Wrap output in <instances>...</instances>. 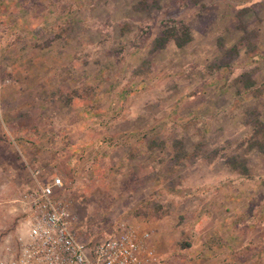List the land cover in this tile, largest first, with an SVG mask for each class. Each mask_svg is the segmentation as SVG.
<instances>
[{
  "label": "rangeland",
  "instance_id": "1",
  "mask_svg": "<svg viewBox=\"0 0 264 264\" xmlns=\"http://www.w3.org/2000/svg\"><path fill=\"white\" fill-rule=\"evenodd\" d=\"M263 126L264 0H0V258L60 178L80 240L125 223L161 264H264Z\"/></svg>",
  "mask_w": 264,
  "mask_h": 264
},
{
  "label": "built area",
  "instance_id": "2",
  "mask_svg": "<svg viewBox=\"0 0 264 264\" xmlns=\"http://www.w3.org/2000/svg\"><path fill=\"white\" fill-rule=\"evenodd\" d=\"M62 188V180L53 178L24 194L27 218L0 264H161L149 247V233L125 223L103 241L80 240L74 217L56 195Z\"/></svg>",
  "mask_w": 264,
  "mask_h": 264
},
{
  "label": "trees",
  "instance_id": "3",
  "mask_svg": "<svg viewBox=\"0 0 264 264\" xmlns=\"http://www.w3.org/2000/svg\"><path fill=\"white\" fill-rule=\"evenodd\" d=\"M194 2V1H193ZM190 31L186 26H172L168 29H165L161 32L160 36L154 40V46L155 48L163 47L164 44H166L168 41H173L176 47L181 48L185 44L191 41L190 37ZM230 52L236 53L237 50L232 48L229 50ZM221 65H218L217 68H220ZM249 74L244 73L240 75L238 78V81H241L243 79L244 81L248 82L246 79H248ZM253 84V81H249L248 84H245V87L249 89ZM259 125H261L259 123ZM264 127V126H263ZM261 139L258 136L254 137V141L250 143L251 146H259ZM229 167L231 170L239 172L242 175L248 174V169L246 167V160H238L236 157H229L227 161Z\"/></svg>",
  "mask_w": 264,
  "mask_h": 264
},
{
  "label": "crops",
  "instance_id": "4",
  "mask_svg": "<svg viewBox=\"0 0 264 264\" xmlns=\"http://www.w3.org/2000/svg\"><path fill=\"white\" fill-rule=\"evenodd\" d=\"M37 173H38V171L35 173V175H37ZM28 192V191H27ZM26 192V193H27ZM25 192L22 194V195H24V194H26ZM218 197H221V194H220V196H218ZM21 199H22V197H21ZM235 198L234 197H232L231 199H227V200H223L222 198L219 200V202H221L222 204H234L235 203ZM235 227H236V230H235V234H237L238 233V230L240 229V227H241V225H235ZM254 227L255 226H253L252 224H249L248 226H246V232H248V233H252V231L253 232H255V229H254ZM249 230V231H248ZM239 231H243V230H239ZM258 233H259V231H257ZM260 236V233L258 234V236L257 237H259ZM258 240V239H257ZM260 240H259V242H258V244H260Z\"/></svg>",
  "mask_w": 264,
  "mask_h": 264
}]
</instances>
